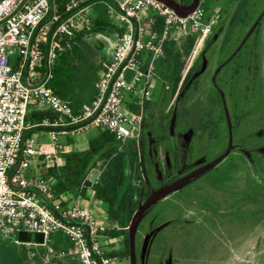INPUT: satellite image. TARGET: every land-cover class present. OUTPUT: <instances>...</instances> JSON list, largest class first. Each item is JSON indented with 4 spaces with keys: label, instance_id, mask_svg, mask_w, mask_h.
<instances>
[{
    "label": "rangeland",
    "instance_id": "obj_1",
    "mask_svg": "<svg viewBox=\"0 0 264 264\" xmlns=\"http://www.w3.org/2000/svg\"><path fill=\"white\" fill-rule=\"evenodd\" d=\"M200 3L214 24L188 60L187 70L201 57L199 70L172 98L154 96L144 113L154 174L171 184L153 192L137 212L136 264L150 236L146 264H264V0ZM116 41L99 34L81 46L82 100L91 89L89 77L98 73ZM231 141L230 153L219 160ZM100 172L101 165L89 179L95 182ZM92 202L111 227L104 206ZM113 244L119 248V239L104 240L107 251Z\"/></svg>",
    "mask_w": 264,
    "mask_h": 264
},
{
    "label": "built area",
    "instance_id": "obj_2",
    "mask_svg": "<svg viewBox=\"0 0 264 264\" xmlns=\"http://www.w3.org/2000/svg\"><path fill=\"white\" fill-rule=\"evenodd\" d=\"M92 1L65 0L61 11L57 0H0V246L22 232L42 235V242L16 241L25 249L27 264H57L62 257L52 246L57 234L69 239L80 264L119 263L107 254L104 240L110 237L100 214L80 205L83 198L55 200L49 182L34 172L58 165V155L71 151L66 142L90 128L107 131L120 143L139 142L165 42L190 28L199 33V42L214 24L206 20L201 3L181 14L159 0H109V13L124 32L102 64L95 96L76 110L50 83L63 40L92 30ZM157 17L160 32L148 29ZM128 102L139 106L137 116ZM33 105L55 114L37 125L47 128L49 142L40 141V133L25 135Z\"/></svg>",
    "mask_w": 264,
    "mask_h": 264
},
{
    "label": "trees",
    "instance_id": "obj_3",
    "mask_svg": "<svg viewBox=\"0 0 264 264\" xmlns=\"http://www.w3.org/2000/svg\"><path fill=\"white\" fill-rule=\"evenodd\" d=\"M57 1L63 11L65 0ZM176 1L180 5L187 6L194 0ZM90 3H92L93 9L92 30L68 36L63 40L62 49L58 51L54 77L50 83L55 92L63 99L70 101L76 110L83 102L92 99L82 100L78 95L83 86L80 82V71L83 66L79 64L84 62L81 46L88 45L86 42L88 36L109 34L117 37L124 32L123 27L117 26L113 22L109 13V0H93ZM243 13L242 11L241 15ZM240 19L239 17L238 21ZM161 28L162 19L159 17H157L155 25H148V29L158 32ZM182 34L179 41L172 37L165 42L163 54L155 63L156 87L153 97L159 95L172 98L180 85L184 89L200 68L201 57L187 70L188 60L199 40V33L190 28ZM102 64L98 73L88 79L87 84L91 88L88 96L95 91V83L98 80ZM153 97L145 102V109L153 103L152 101L155 99ZM128 106L132 115L139 114L140 108L136 103H129ZM46 118L53 119L55 114L50 110L43 112L38 121L42 122ZM145 125L146 120L143 121L144 129ZM201 126L203 127V124H200ZM167 128L165 124L163 129L165 133ZM165 137L167 136H164V139ZM58 159V165L55 164L51 167L42 165L39 169V175L49 182L54 199L65 203L78 198L89 200L92 195L97 203L104 206L106 217L112 223V226L108 227L107 235L113 240L119 239L120 241V247H116V244L111 245L107 254L119 260H130L129 228L132 221L153 192L171 184V182H164L155 176L154 161L147 150V139L144 132L139 142L128 139L124 143H120L111 133L97 129L96 135L89 139L86 149L61 153L58 155ZM99 165H101L100 176L93 182L89 179V175ZM262 188L264 189L263 186ZM138 227L142 230L143 224L140 223ZM17 237L22 241L36 239V236L24 232L17 234ZM52 246L55 252L63 250L66 254L71 253L72 243L62 234L53 237ZM135 246L137 247L136 238ZM62 259H56L57 264H61ZM27 263L24 251L23 264Z\"/></svg>",
    "mask_w": 264,
    "mask_h": 264
},
{
    "label": "crops",
    "instance_id": "obj_4",
    "mask_svg": "<svg viewBox=\"0 0 264 264\" xmlns=\"http://www.w3.org/2000/svg\"><path fill=\"white\" fill-rule=\"evenodd\" d=\"M92 13H93V9H92ZM119 26H120V24H119ZM110 55L111 54H109L107 59L110 58ZM153 87H154V91H155L156 80L153 83ZM154 91H153V93H154ZM95 93H96V90L93 91L87 98H89V99L93 98L95 96ZM46 111H48V110L41 108V107H38V106H35V105H33L29 108V112H28V115L26 118V122H27V125L29 126V128L25 131L26 136L32 135L34 133H40L41 135L39 137V140L43 141V142H49V136L45 132L46 129H43L40 126H37L38 123H40L38 121L39 118L41 117L43 112H46ZM93 131H97V129L96 128H90L84 135L77 137L74 140H68V141L66 140L67 142L65 141V139H62V142L63 143H65V142L71 143V145H70L71 151H73V150H84L87 148L88 142H89L87 134H89ZM91 201H93L92 202L93 204L97 203V201H95V199L91 195L89 200H87V199L79 200V204L84 206V207L92 209L97 214H100V213H98L97 209L90 207ZM71 202H73V201H69V203H71ZM103 213L105 214V212H103ZM32 235H34V237L36 236V239L33 238L31 241H35V242H42L43 241L42 235H40V234H32ZM17 240L20 242H25V241H22L20 238H18L17 235L14 236L13 238H8V239L4 240L3 244L0 246V264H23V254H24L25 249L16 243ZM57 253L62 255L61 258H63L62 259L63 261H61V264H80L79 261L77 260V258H75L70 252L68 254H66V253H64L63 250H59ZM39 261H41V260H39Z\"/></svg>",
    "mask_w": 264,
    "mask_h": 264
},
{
    "label": "water",
    "instance_id": "obj_5",
    "mask_svg": "<svg viewBox=\"0 0 264 264\" xmlns=\"http://www.w3.org/2000/svg\"><path fill=\"white\" fill-rule=\"evenodd\" d=\"M161 2L166 3L167 5L174 8L178 13L181 14H189L192 13L200 3V0H194L190 5H180L176 0H159ZM232 149V141L227 149V151L220 157L219 160H223L231 151ZM135 225H136V218L132 221V224L129 228L130 234V264H136V255H135ZM152 241V237H150L145 244L143 245L140 264H146L148 251L150 247V243Z\"/></svg>",
    "mask_w": 264,
    "mask_h": 264
},
{
    "label": "flooded vegetation",
    "instance_id": "obj_6",
    "mask_svg": "<svg viewBox=\"0 0 264 264\" xmlns=\"http://www.w3.org/2000/svg\"><path fill=\"white\" fill-rule=\"evenodd\" d=\"M257 31H258V33H259V30H257ZM258 33H256V34L258 35ZM257 35H256V37H257ZM253 67H256V66H255V64H254V66H253Z\"/></svg>",
    "mask_w": 264,
    "mask_h": 264
}]
</instances>
